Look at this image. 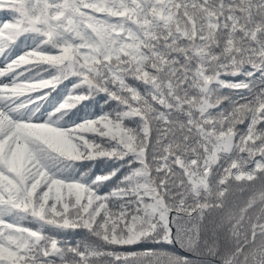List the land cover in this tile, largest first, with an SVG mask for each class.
I'll return each instance as SVG.
<instances>
[{"label": "snow or ice", "instance_id": "obj_1", "mask_svg": "<svg viewBox=\"0 0 264 264\" xmlns=\"http://www.w3.org/2000/svg\"><path fill=\"white\" fill-rule=\"evenodd\" d=\"M0 12V264H264V0Z\"/></svg>", "mask_w": 264, "mask_h": 264}, {"label": "trees", "instance_id": "obj_2", "mask_svg": "<svg viewBox=\"0 0 264 264\" xmlns=\"http://www.w3.org/2000/svg\"><path fill=\"white\" fill-rule=\"evenodd\" d=\"M4 18V13L3 12H0V19H3ZM251 195V192H245L243 194H240V193H236L235 194V198L240 202V203H243L244 200L247 199L248 196ZM69 239H75L74 237H69ZM169 251H172L171 248H168ZM180 254L181 255H187L190 259H195V257H193V255L191 253H188V252H184L183 250H180Z\"/></svg>", "mask_w": 264, "mask_h": 264}]
</instances>
